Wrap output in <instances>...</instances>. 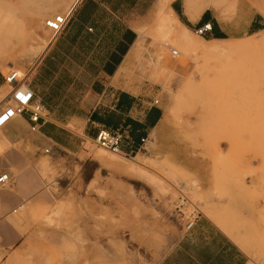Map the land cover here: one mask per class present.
<instances>
[{"label": "rangeland", "instance_id": "rangeland-1", "mask_svg": "<svg viewBox=\"0 0 264 264\" xmlns=\"http://www.w3.org/2000/svg\"><path fill=\"white\" fill-rule=\"evenodd\" d=\"M49 1L75 0H0V96L10 70L30 78L52 35L44 26ZM180 1L187 38L208 52L182 48L163 31L158 11L170 17L171 1L152 0L135 27L136 54L119 73L125 85L146 80L160 90L165 117L156 143L133 155L89 140L77 152H45L21 116L0 129V174L9 178L0 192L11 193L2 200L21 197L20 175L37 181L0 217L21 237L0 247L1 264H158L199 214L234 239L249 264H264V226L234 225L232 211L211 200L223 198L217 186L207 192L198 180L246 175L243 160H254L264 194V0ZM203 11L214 18L200 33L204 25L195 21ZM182 196L189 203L178 210Z\"/></svg>", "mask_w": 264, "mask_h": 264}, {"label": "crops", "instance_id": "crops-1", "mask_svg": "<svg viewBox=\"0 0 264 264\" xmlns=\"http://www.w3.org/2000/svg\"><path fill=\"white\" fill-rule=\"evenodd\" d=\"M151 3L75 0L45 4L47 18L62 12L68 22L61 33L51 32L30 73L29 87L34 100L43 107L39 128L32 132L39 149L77 152L85 141H94L100 130L120 132L119 151L125 155L137 154L159 140L165 111L159 104L157 85L146 80L125 85L119 76L121 69L129 65L131 53H136L135 27ZM170 7L179 18L181 1L172 0ZM213 18L203 11L195 22L211 24ZM215 23V32H223ZM21 117L29 125L26 116ZM18 122L15 119L9 125ZM243 163L249 170L246 175L233 171V175L224 173L215 179L200 175L198 180L207 192L217 186L223 198L211 200L232 211L234 225L264 226L262 173L255 170L257 161L247 159ZM21 177L17 183L21 197L13 198L15 203L2 200L3 195H11L9 191L0 192V217L37 186L35 179L26 184ZM0 235L4 250L21 238L6 219H0ZM158 264H249V257L211 217L199 214Z\"/></svg>", "mask_w": 264, "mask_h": 264}, {"label": "built area", "instance_id": "built-area-1", "mask_svg": "<svg viewBox=\"0 0 264 264\" xmlns=\"http://www.w3.org/2000/svg\"><path fill=\"white\" fill-rule=\"evenodd\" d=\"M68 22V16L64 14H57L52 17H48L44 20V26L57 35L62 32ZM210 30L206 24L199 30ZM176 51H172V54H176ZM29 74H21L18 70H10L5 76H3V85L7 87V90L1 93L0 96V129H3L19 116H26L29 123V129L31 132H35L39 128L40 120L43 115V107L40 103L34 100V94L29 87ZM122 138V134L118 131L109 132L106 130H100L96 135L94 141L100 147L113 151H119V144ZM45 149V152H48ZM7 174H0V184L8 182ZM189 201L184 196L178 200L177 209L184 208ZM195 211V210H194ZM193 211L189 214L191 215ZM194 220L187 223L186 228H189Z\"/></svg>", "mask_w": 264, "mask_h": 264}, {"label": "bare ground", "instance_id": "bare-ground-1", "mask_svg": "<svg viewBox=\"0 0 264 264\" xmlns=\"http://www.w3.org/2000/svg\"><path fill=\"white\" fill-rule=\"evenodd\" d=\"M170 1H172V0H159V4H162V2H170ZM160 7L162 8V6H160ZM161 8H159V9H161ZM168 9L170 12V17H163L161 10L158 11L157 8L155 10V12L158 11L159 25L161 27L165 28L163 31H165L167 29L173 35L174 40L179 41L181 43L182 48H185L189 51L197 50V51L204 52V53L208 52V50L205 47L201 46L200 44H198L196 42H192L187 38V33L189 32V30L178 19V17L175 15V13L171 9V7ZM206 26L210 27V24L207 23ZM213 39L221 40V38H213ZM136 43H138V42H136ZM137 46H138V44H137ZM212 51H214V50L212 49ZM133 54H136V53L132 52L131 58L133 57L132 56ZM135 160H138L137 155L135 156ZM109 162L112 163L113 165H116V166H120V167L122 166V164L117 160H109ZM129 168H133V167L130 166Z\"/></svg>", "mask_w": 264, "mask_h": 264}, {"label": "trees", "instance_id": "trees-1", "mask_svg": "<svg viewBox=\"0 0 264 264\" xmlns=\"http://www.w3.org/2000/svg\"><path fill=\"white\" fill-rule=\"evenodd\" d=\"M214 37H221V35L219 33L215 32Z\"/></svg>", "mask_w": 264, "mask_h": 264}]
</instances>
